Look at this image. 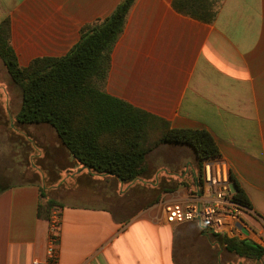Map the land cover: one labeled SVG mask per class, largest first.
Returning a JSON list of instances; mask_svg holds the SVG:
<instances>
[{
    "label": "crops",
    "instance_id": "0c3cea01",
    "mask_svg": "<svg viewBox=\"0 0 264 264\" xmlns=\"http://www.w3.org/2000/svg\"><path fill=\"white\" fill-rule=\"evenodd\" d=\"M121 1L0 0V22L10 20L21 65L20 57L31 62L65 56L84 25L106 19ZM174 1L134 3L116 52L124 59L117 64L114 49L107 92L171 128L205 129L215 137L252 205L245 214L260 226L256 232L248 224L247 238L259 237L261 242L252 241L264 250V0H221L208 21L179 13ZM20 126L36 143L25 127L45 125ZM51 129L49 149L37 145L41 157L32 162L30 142L6 120L12 160L18 162L20 143L26 148L23 180L0 193V264L45 261L49 224L38 207L47 201L61 209L55 264H174L173 224L166 222L161 202L185 201L199 191L194 151L161 145L152 153L178 149L194 162L170 170L173 178L154 181L162 168L152 170L147 159L146 173L123 183L78 165ZM257 264H264V254Z\"/></svg>",
    "mask_w": 264,
    "mask_h": 264
},
{
    "label": "trees",
    "instance_id": "16d2710c",
    "mask_svg": "<svg viewBox=\"0 0 264 264\" xmlns=\"http://www.w3.org/2000/svg\"><path fill=\"white\" fill-rule=\"evenodd\" d=\"M137 0H122L106 19L84 25L79 41L62 57H40L22 66L11 42L9 18L0 22V60L21 93L16 123L53 128L72 159L81 167L123 183L139 180L149 155L161 145L190 147L198 160L197 187L203 186L202 164L221 158L215 137L205 129L171 128L169 123L106 90L112 53ZM221 0H175L176 11L211 20ZM235 198L252 205L231 176ZM183 184V183H182ZM7 187L0 185V193ZM41 197L45 196L41 194ZM53 201L39 204L38 216L50 219ZM214 243L240 258L259 260L263 248L251 240L211 234Z\"/></svg>",
    "mask_w": 264,
    "mask_h": 264
},
{
    "label": "rangeland",
    "instance_id": "374dc122",
    "mask_svg": "<svg viewBox=\"0 0 264 264\" xmlns=\"http://www.w3.org/2000/svg\"><path fill=\"white\" fill-rule=\"evenodd\" d=\"M121 38V37H120ZM121 42V40H119ZM118 44L115 46L114 55H117V64H121L124 56L117 52ZM121 50V49H118ZM113 55V53H112ZM30 57H27L29 59ZM26 59V60H27ZM133 56H132V59ZM20 62L22 66H28L30 62L25 61L24 58L20 57ZM126 62V60H125ZM106 90L107 85H106ZM21 104V93L16 85L10 79L3 63L0 60V180L2 185H8L13 182L22 181L20 177V170L23 165V158L25 154V146L19 144V150L17 154L18 162L12 160L13 153H10V142L6 133L3 130L6 129V120L9 121V129L16 132L19 136L24 137L28 140L32 146V162L41 157L40 148L38 146H44L49 149L51 144L52 135L51 128L47 126H29L27 128L28 134L33 138L36 143L32 142L30 138H27L23 133L22 127L16 123L15 114L19 111ZM6 114V116H5ZM7 117V119H6ZM38 145V146H37ZM30 149V148H29ZM160 152V153H159ZM186 152H179L178 149H162L154 153H151L148 157V163L152 170H158L156 178L166 176L168 178H173V174H170V170L177 171L182 169L185 162H194V159ZM196 170L194 172L195 178L198 176L199 165H195ZM167 169V170H166ZM186 173L189 169H185ZM64 176L68 174L66 170L63 171ZM175 176H182V173ZM185 176V175H184ZM193 184L197 187V182L194 180ZM235 190V186H232ZM197 190L199 188L197 187ZM168 198V197H167ZM243 220L252 226V228L258 232L259 224L258 222L252 221L251 217L243 213ZM171 231L173 230V263L174 264H257L260 260H250L240 258L239 256L227 252L224 248L215 246L214 240L211 236L212 233L208 232L196 223H186L182 225L173 224L171 226ZM170 231V233H171ZM253 238V239H252ZM238 240H248L231 238ZM216 239L215 241H217ZM249 240H255L256 242H261L259 237L251 236ZM214 244V245H213Z\"/></svg>",
    "mask_w": 264,
    "mask_h": 264
},
{
    "label": "built area",
    "instance_id": "2783aa9c",
    "mask_svg": "<svg viewBox=\"0 0 264 264\" xmlns=\"http://www.w3.org/2000/svg\"><path fill=\"white\" fill-rule=\"evenodd\" d=\"M203 186L197 193H188L185 201H162L161 210L168 224L196 223L215 235L245 239L250 233L243 213L248 208L236 198L231 169L223 158L204 161ZM61 209L54 207L48 221L45 261L33 264H55L60 243Z\"/></svg>",
    "mask_w": 264,
    "mask_h": 264
}]
</instances>
